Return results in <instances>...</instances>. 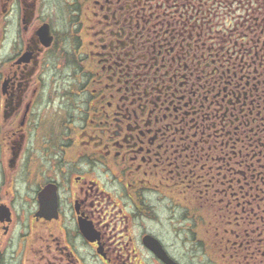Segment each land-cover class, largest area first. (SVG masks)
I'll return each instance as SVG.
<instances>
[{
  "label": "flooded vegetation",
  "instance_id": "flooded-vegetation-1",
  "mask_svg": "<svg viewBox=\"0 0 264 264\" xmlns=\"http://www.w3.org/2000/svg\"><path fill=\"white\" fill-rule=\"evenodd\" d=\"M236 1L0 0V264H86L79 222L93 264H163L161 203L211 250L261 249L264 0Z\"/></svg>",
  "mask_w": 264,
  "mask_h": 264
},
{
  "label": "rangeland",
  "instance_id": "rangeland-1",
  "mask_svg": "<svg viewBox=\"0 0 264 264\" xmlns=\"http://www.w3.org/2000/svg\"><path fill=\"white\" fill-rule=\"evenodd\" d=\"M70 13V12H67ZM57 16L59 18H66L65 5L62 11L58 10ZM73 17V14L69 15ZM179 209H171L170 203H161L156 206L155 213L149 214L148 232L152 233L163 243L168 253L181 264H234L231 261L230 253L237 254L236 251L226 252V257H219V252L210 249L209 236L203 232V228L199 225L196 227V234L192 236L189 226H194L190 218L184 219L180 216ZM183 216V214H182ZM180 219V220H179ZM183 219V221L181 220ZM179 220V222H178ZM63 227H68L66 222ZM63 234L64 242L81 257L86 264H93L96 259L92 249L85 245L81 240L80 235L73 229L68 227ZM200 238L201 241L196 240ZM236 256V264H239L243 253L238 251ZM153 255L148 251V259H153Z\"/></svg>",
  "mask_w": 264,
  "mask_h": 264
},
{
  "label": "water",
  "instance_id": "water-1",
  "mask_svg": "<svg viewBox=\"0 0 264 264\" xmlns=\"http://www.w3.org/2000/svg\"><path fill=\"white\" fill-rule=\"evenodd\" d=\"M79 229L87 240L94 241L95 233L93 232L91 226L88 223L80 222ZM145 242L148 249L163 263L178 264L167 255L165 250L162 248L161 244L154 237L148 235V238H146Z\"/></svg>",
  "mask_w": 264,
  "mask_h": 264
},
{
  "label": "trees",
  "instance_id": "trees-1",
  "mask_svg": "<svg viewBox=\"0 0 264 264\" xmlns=\"http://www.w3.org/2000/svg\"><path fill=\"white\" fill-rule=\"evenodd\" d=\"M233 251H236L237 254L236 256H238V251L237 249L233 250ZM219 252V257L224 260L222 257H224L226 255V252H229V251H218ZM230 253V256H231V261L236 264V256L234 253ZM243 253V258H241L239 264H264V243L261 247L260 250H249L247 249L246 251H242ZM226 257V256H225ZM224 257V258H225Z\"/></svg>",
  "mask_w": 264,
  "mask_h": 264
}]
</instances>
